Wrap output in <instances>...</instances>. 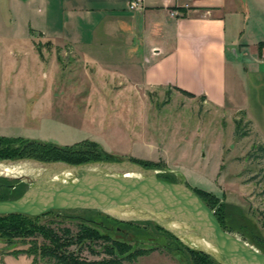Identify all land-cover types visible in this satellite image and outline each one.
<instances>
[{
  "label": "rangeland",
  "instance_id": "374dc122",
  "mask_svg": "<svg viewBox=\"0 0 264 264\" xmlns=\"http://www.w3.org/2000/svg\"><path fill=\"white\" fill-rule=\"evenodd\" d=\"M6 16L0 8V149L9 138L8 147L16 154L23 150L25 156L40 159L108 160L98 150L101 147L117 161L130 160L156 170L160 179L184 181L224 230L264 253V152L257 149L264 142L242 111L210 106L174 88L168 93L160 88L136 92L119 80L87 79L80 62L69 61L63 51L41 43L37 35L31 38L34 47L25 54V42L9 39ZM51 119L72 127L61 129ZM43 142L50 145L43 147ZM39 172L32 167L0 166V196H21L30 185L10 188L8 179L36 177ZM14 219L28 224L32 236L7 239L0 234V251L20 252L31 264H55L40 256L49 240L36 228L67 227L74 233L80 224L147 252L123 264H216L196 252L207 249L196 238H178L154 222L119 220L97 209H51ZM93 249L92 254L77 245L69 248L86 261L107 258L97 253L99 245Z\"/></svg>",
  "mask_w": 264,
  "mask_h": 264
},
{
  "label": "crops",
  "instance_id": "0c3cea01",
  "mask_svg": "<svg viewBox=\"0 0 264 264\" xmlns=\"http://www.w3.org/2000/svg\"><path fill=\"white\" fill-rule=\"evenodd\" d=\"M128 1L0 0V8L25 54L37 35L80 62L87 79L119 80L136 92L176 87L242 111L264 142V0H141L133 10ZM0 264L31 263L9 250Z\"/></svg>",
  "mask_w": 264,
  "mask_h": 264
},
{
  "label": "water",
  "instance_id": "95a60500",
  "mask_svg": "<svg viewBox=\"0 0 264 264\" xmlns=\"http://www.w3.org/2000/svg\"><path fill=\"white\" fill-rule=\"evenodd\" d=\"M0 166L32 167L40 171L36 177L26 174L11 177L30 186L18 198L0 200V215L97 209L119 220L154 221L178 238H196L207 247L200 250L221 264H264V253L224 230L213 211L184 181L160 179L152 168L130 160L70 164L30 157L0 159ZM67 173L74 178H61ZM122 210L130 214L120 215Z\"/></svg>",
  "mask_w": 264,
  "mask_h": 264
},
{
  "label": "trees",
  "instance_id": "16d2710c",
  "mask_svg": "<svg viewBox=\"0 0 264 264\" xmlns=\"http://www.w3.org/2000/svg\"><path fill=\"white\" fill-rule=\"evenodd\" d=\"M174 89L178 90L183 95H186L188 97H194V94L187 92L183 89L176 88V87ZM168 92H169V88L167 89L166 93ZM200 98L202 99V97ZM248 123H250L249 120H248ZM239 124H240V120H237L236 129L238 128ZM5 138H8V137H5ZM8 140L9 138L6 139L5 141L6 142L4 145L5 148L0 149V159H8V158L14 159V158L30 157V158H35V159L46 161V162L63 161V162H67L70 164H81V163H86V162L98 161V160H90V159L78 161V160L69 159V158H58V159L56 158L54 160L40 159L38 157L36 158L31 155L25 156V154H23L24 153L23 150L19 154H16L17 153L16 149H12L8 147V145L10 144ZM31 143L33 144V142H29L28 144H31ZM41 144L43 147H46V148L48 145H50L49 143H46V142H43ZM58 148L66 149V150L70 149V147L68 146L67 147L60 146ZM257 149L264 152V144L258 145ZM24 150L27 151L26 147L24 148ZM98 150L102 152L103 155L108 159L105 161H117L114 159V157L110 158L101 147H98ZM72 151H74L75 153L79 152L78 149H74ZM137 164H140V163H137ZM142 166L145 168H150L144 165ZM8 180H12L10 184H8L10 188H15V186L26 184V182L19 181L17 179H8ZM17 197L18 196L10 198V197L1 195L0 200L14 199ZM17 216L30 217L32 215L18 213V212L9 213V214H1L0 215V234L2 235V237L11 239V238L18 237V236H22V237L32 236L33 232L32 230H30L31 228L28 224H25L24 222H20V221H17V222L15 221L14 218H16ZM147 221L154 222L151 220H145L143 222H147ZM157 225L160 226L159 224ZM160 227L166 230L162 226ZM36 229L40 230L42 233L41 235L49 240V246L46 248L45 247L42 248V251L40 252V256L47 257L48 259L54 260L55 264H123V261L132 262V261H135L139 256L147 254L145 250H141L139 248L133 247L132 244L128 241L115 239L111 237L109 234L101 233L99 232L98 229L91 227L89 225H86V224H80L78 226L77 231L74 233L70 230V228H67V227L53 229V228H49L45 226H40ZM74 245L79 246V249L81 250L88 249L90 250L92 254L95 253L93 246L99 245L101 247V251L97 253L102 252L107 256V258H104L102 259L101 262H97V263L92 262V261H86L84 259H80L77 255L74 254L73 251L69 250V248ZM196 252H200L208 257H211L216 262V264H221L213 256H211L210 254L206 252H203L201 250H197ZM12 253L19 254L20 252L13 251Z\"/></svg>",
  "mask_w": 264,
  "mask_h": 264
},
{
  "label": "built area",
  "instance_id": "2783aa9c",
  "mask_svg": "<svg viewBox=\"0 0 264 264\" xmlns=\"http://www.w3.org/2000/svg\"><path fill=\"white\" fill-rule=\"evenodd\" d=\"M140 3H141V0H129L128 9L130 10L136 9L138 6H140ZM262 56L264 57V52L262 53Z\"/></svg>",
  "mask_w": 264,
  "mask_h": 264
},
{
  "label": "bare ground",
  "instance_id": "6f19581e",
  "mask_svg": "<svg viewBox=\"0 0 264 264\" xmlns=\"http://www.w3.org/2000/svg\"><path fill=\"white\" fill-rule=\"evenodd\" d=\"M131 175V174H130Z\"/></svg>",
  "mask_w": 264,
  "mask_h": 264
}]
</instances>
